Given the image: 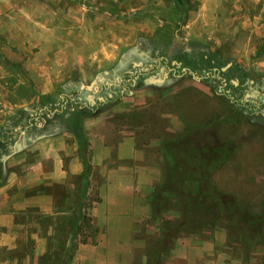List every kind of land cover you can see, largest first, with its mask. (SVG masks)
<instances>
[{"label":"rangeland","instance_id":"obj_1","mask_svg":"<svg viewBox=\"0 0 264 264\" xmlns=\"http://www.w3.org/2000/svg\"><path fill=\"white\" fill-rule=\"evenodd\" d=\"M181 1L183 5L178 0H0V128L14 120L40 123L36 108L55 106L63 93L85 95L81 83L93 79L104 51L117 53L131 44L145 59L135 48L124 52L106 79L114 81L132 62L148 63L155 52L178 60L182 49L208 50L226 59L231 69H219L221 76L234 72L241 83L264 78V0ZM188 67L195 77H205L207 67ZM155 88L165 92L147 98L140 119L147 142H161L157 152L163 170L187 169L196 177L174 178L166 187L169 192L164 186L157 189V201L164 197L158 211L175 219L167 230L198 232L218 222L226 231L234 184L242 207L245 200L264 207V125L258 122L264 117L216 95L211 78L199 83L189 76L178 81L170 76ZM226 89L235 93L230 84ZM170 112L177 116L171 122L162 118ZM183 118L198 124L199 140L182 138ZM46 133L28 131L25 138ZM200 184L217 194L218 205L212 196L209 212L195 206Z\"/></svg>","mask_w":264,"mask_h":264},{"label":"crops","instance_id":"obj_2","mask_svg":"<svg viewBox=\"0 0 264 264\" xmlns=\"http://www.w3.org/2000/svg\"><path fill=\"white\" fill-rule=\"evenodd\" d=\"M135 46L105 50L93 79L81 83V97L95 98L101 84L110 85L108 72ZM185 76L199 81L193 74L171 77ZM150 79L117 91L99 113L81 115L74 131L30 140L26 125L0 186V264H264V207L247 200L242 207L238 184L226 231L218 222L198 232L167 230L175 219L159 212L164 197L156 198L168 174L157 152L161 142H147L140 121L147 98L165 92ZM183 121L182 138L199 140L198 124Z\"/></svg>","mask_w":264,"mask_h":264},{"label":"flooded vegetation","instance_id":"obj_3","mask_svg":"<svg viewBox=\"0 0 264 264\" xmlns=\"http://www.w3.org/2000/svg\"><path fill=\"white\" fill-rule=\"evenodd\" d=\"M137 50L138 48L136 47V55L145 59L146 56L140 54ZM180 57L181 58L178 60L172 59L169 61L167 55L158 56V53L155 52L153 53L152 57L147 58L149 60L148 63H145V61L142 60L132 62V69H126L119 77H116L114 81L110 83V85L101 84L99 88L100 92L97 97L92 98V96L86 95L84 99L80 94H74L71 99L80 103V109L85 107H93L98 103L108 104L110 100H117V91L119 94H124L130 88L144 85V81L141 79L147 75H151L153 72L156 73L149 80V82L152 83L154 87L162 88L170 76L176 77L182 76L183 74H192L188 67V61L190 60L184 58L181 55ZM228 69L230 70L231 68L228 67L226 71H229ZM219 71L220 70L217 68V66H214V63L213 67H207L206 70L204 69L202 71L205 75L204 78H211L212 81L216 83L215 93L218 96L224 95V97H226V99H228L230 102L237 103V105L240 106L245 112L250 111L256 114L260 113L261 116L264 117V78L260 79L258 82L250 80L241 83L234 72H232L231 77H226L221 76ZM204 78L199 77V81L203 82ZM229 84L232 85L235 93L232 94L230 90L226 89ZM239 97L240 99H238ZM258 122L261 125H264V122L259 120ZM30 126L31 124H29L27 128L29 129ZM27 128L25 127V129ZM22 132L18 140L23 136Z\"/></svg>","mask_w":264,"mask_h":264},{"label":"trees","instance_id":"obj_4","mask_svg":"<svg viewBox=\"0 0 264 264\" xmlns=\"http://www.w3.org/2000/svg\"><path fill=\"white\" fill-rule=\"evenodd\" d=\"M178 3L179 5H183L181 0H178ZM183 15H184V11H183ZM180 55L190 60L188 61V63L192 66H195L196 64H201L204 67H213V63H214V66H217L218 69H221L228 64V61L226 59H223L219 56L217 57L215 54L210 53V51L208 50L187 51L185 49H182L180 51ZM129 68H132L131 64H129ZM127 92L128 91H126L125 93ZM73 96L74 93H72L71 95L62 96L60 100H58V103H56L55 106L53 107L51 105H48L46 107L36 108L37 111L35 114L36 118L39 117L40 118L39 120H41V122L31 124L28 131L32 132L38 130H45L48 132L46 134L39 135L37 137L50 136L57 132H62L63 130H67L68 128H69L68 130L74 131L77 128L78 118L81 115L93 116L99 113L100 110L108 106V104L98 103L93 107L80 109V103H78L76 100L71 99V97ZM109 102H111L112 104L113 101L110 100ZM25 127L26 125L19 123V121L17 120H14L7 123L4 128H0V156H2L0 157V186L3 183L6 173L5 160L7 157L11 156L20 149L21 141H18L17 145L14 144L15 141L18 140L21 132L25 129ZM78 138L80 137L77 136V139ZM193 149H195L194 150L195 152L199 153L198 149L196 150L195 147H193ZM205 149L207 150L208 147H205ZM185 161L187 162L188 165L189 160L186 158ZM187 167H189V165ZM174 178L177 179L188 178L190 180H194V178L196 177L194 176V174L192 175L191 173H188L187 169L168 171V174L165 178L166 181L163 185L164 192H169L168 183L171 184V181L174 182L175 181ZM197 189H198L197 198H195L196 207L209 212L212 209V207L207 204H209L208 202L209 200L212 199V196L215 197V201L213 202V204L218 205L217 196H216L217 194L215 193L214 189L212 188L208 189L206 185L204 186L201 184L197 185ZM80 212H81V206H80ZM80 218H84V217L80 215Z\"/></svg>","mask_w":264,"mask_h":264},{"label":"water","instance_id":"obj_5","mask_svg":"<svg viewBox=\"0 0 264 264\" xmlns=\"http://www.w3.org/2000/svg\"><path fill=\"white\" fill-rule=\"evenodd\" d=\"M229 66H230V64L226 65V66L223 67L221 70H222V71H225Z\"/></svg>","mask_w":264,"mask_h":264}]
</instances>
